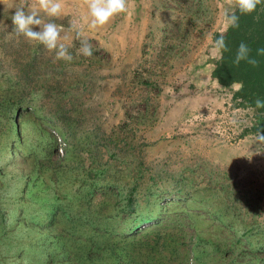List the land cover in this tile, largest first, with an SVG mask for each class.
Listing matches in <instances>:
<instances>
[{
    "label": "rangeland",
    "instance_id": "obj_1",
    "mask_svg": "<svg viewBox=\"0 0 264 264\" xmlns=\"http://www.w3.org/2000/svg\"><path fill=\"white\" fill-rule=\"evenodd\" d=\"M23 2L0 0V264H264L255 112L184 66L224 28V0H128L79 33L87 8L63 0L40 17L70 62L13 31ZM206 90L221 107H192Z\"/></svg>",
    "mask_w": 264,
    "mask_h": 264
},
{
    "label": "clouds",
    "instance_id": "obj_2",
    "mask_svg": "<svg viewBox=\"0 0 264 264\" xmlns=\"http://www.w3.org/2000/svg\"><path fill=\"white\" fill-rule=\"evenodd\" d=\"M79 3L86 6L87 15L84 18L85 23L73 21L72 28L78 33L85 27L89 30H97L107 25L109 21L117 14L128 11V0H79ZM225 25L218 37L214 41L216 50V59H223V52L227 51L225 34L229 28L239 27L240 15L251 14L256 11L257 6L264 3V0H224ZM27 8V12L25 11ZM63 8V0H24L21 6L17 7L12 15L13 31L17 36L24 37L28 42H38L48 51L55 50L57 60H72L67 47L63 43H58L61 39L60 33L63 30L55 22H44L40 17L43 12L49 17H58ZM239 13V15H238ZM33 26H39V30H34ZM251 49L241 42L237 48L233 59L234 65H239L241 61H246L252 66H256L258 61L250 56ZM78 53L83 56H91L93 50L86 41L81 42ZM257 55H264V48L257 49ZM243 88V83L238 85L237 90ZM42 93L34 94V98L41 96ZM256 108H264V100L257 99ZM254 140L259 144H264V129H259L255 134ZM260 154V153H258Z\"/></svg>",
    "mask_w": 264,
    "mask_h": 264
},
{
    "label": "trees",
    "instance_id": "obj_3",
    "mask_svg": "<svg viewBox=\"0 0 264 264\" xmlns=\"http://www.w3.org/2000/svg\"><path fill=\"white\" fill-rule=\"evenodd\" d=\"M239 15V13H238ZM221 31L213 36V41ZM227 51L223 52V59L216 60L211 71V78L221 88L235 87L234 98L238 104L251 107L254 110V120L244 132L256 134L259 129H264V108H256L257 99L264 100V55H257V49L264 48V3L257 6L256 11L247 15H240L239 27L229 28L225 34ZM244 42L250 49V56L258 61L254 67L246 61L234 65L237 48ZM243 83V88L237 90ZM15 133L18 134L17 114L13 119ZM132 198L129 197L127 207L131 209ZM131 211V210H129Z\"/></svg>",
    "mask_w": 264,
    "mask_h": 264
},
{
    "label": "crops",
    "instance_id": "obj_4",
    "mask_svg": "<svg viewBox=\"0 0 264 264\" xmlns=\"http://www.w3.org/2000/svg\"><path fill=\"white\" fill-rule=\"evenodd\" d=\"M222 30L223 29H217L216 31H222ZM196 54H197L196 61L190 60L189 62L184 63L185 69L187 70L191 69L192 72L196 70L197 73L199 74V77L195 76L196 79L194 80V85L198 86V88H208V87L212 88L213 86L218 87V84L211 78V71L214 67L215 61L217 60L215 58L217 53L214 48L213 34L210 37V45H209V41L204 42L198 47ZM185 79L187 80V84L191 86V84L189 83L192 79V76H191V79L190 77L188 78V76H186ZM187 101L189 100L187 99ZM222 103H224V99L219 100V97L215 92L206 90L203 96L201 95V97H199L198 100L194 101V105H192V107L195 109L196 106H199L200 110L208 112L214 108L221 107ZM180 104H181V101H176L170 107V110L173 113L171 116L170 115H167V116L171 120L170 123L172 124H174L175 122L179 123L180 121L184 119V117H186V115L182 116L180 111L178 112V110L174 109V105L179 106ZM184 105H187L185 107L186 110L191 109L190 108L191 106H189V104H184ZM174 127L176 128V130L179 129L178 125H175ZM173 133H175L174 130H173Z\"/></svg>",
    "mask_w": 264,
    "mask_h": 264
},
{
    "label": "built area",
    "instance_id": "obj_5",
    "mask_svg": "<svg viewBox=\"0 0 264 264\" xmlns=\"http://www.w3.org/2000/svg\"><path fill=\"white\" fill-rule=\"evenodd\" d=\"M215 116H216V118L220 119V118L223 116V112H220V113H218V114H215ZM194 118H195V119H201L202 116H200V115H196ZM253 120H254V118L252 119V121H253ZM218 122H219V127H220L222 120H219ZM251 124H252V122H251ZM251 124H250V125H251Z\"/></svg>",
    "mask_w": 264,
    "mask_h": 264
}]
</instances>
